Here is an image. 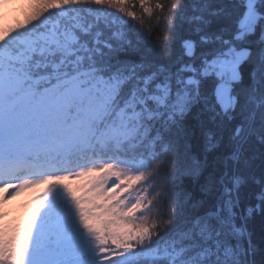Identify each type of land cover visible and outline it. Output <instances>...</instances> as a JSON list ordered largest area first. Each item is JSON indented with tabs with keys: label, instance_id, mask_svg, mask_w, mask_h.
Here are the masks:
<instances>
[{
	"label": "snow or ice",
	"instance_id": "obj_1",
	"mask_svg": "<svg viewBox=\"0 0 264 264\" xmlns=\"http://www.w3.org/2000/svg\"><path fill=\"white\" fill-rule=\"evenodd\" d=\"M166 7L160 43L132 0L0 27V264H264V0Z\"/></svg>",
	"mask_w": 264,
	"mask_h": 264
},
{
	"label": "trees",
	"instance_id": "obj_2",
	"mask_svg": "<svg viewBox=\"0 0 264 264\" xmlns=\"http://www.w3.org/2000/svg\"><path fill=\"white\" fill-rule=\"evenodd\" d=\"M162 3L167 6H170L172 0H148L149 6L155 7L156 3ZM132 3L136 5L135 14L137 19L135 21H130L137 28H142L145 30L152 29L151 32L148 33L153 43H160L163 40V37L166 35V26L164 23H160L159 27L157 25V16L165 17L167 13V7L164 10V13H159L158 11H154L151 16L142 12L139 8V0H132ZM27 0H23L22 5L17 7V10H14L13 13L16 15H20L22 10L26 7ZM168 22L170 23V18H168ZM21 200L19 198L15 199L12 202H5L3 206V210L7 213L6 219L20 222L28 219L30 214L23 213V210L20 208Z\"/></svg>",
	"mask_w": 264,
	"mask_h": 264
},
{
	"label": "rangeland",
	"instance_id": "obj_3",
	"mask_svg": "<svg viewBox=\"0 0 264 264\" xmlns=\"http://www.w3.org/2000/svg\"><path fill=\"white\" fill-rule=\"evenodd\" d=\"M23 0H0V27H7L15 23L20 15L13 13L14 10H17V7L22 5ZM33 193L24 192L20 196L15 198H9L6 202H12L15 199L19 198L21 200L20 208L23 210V213H28L31 215V207L33 204ZM27 220V219H26ZM24 221L15 222L9 219H6L8 224H19Z\"/></svg>",
	"mask_w": 264,
	"mask_h": 264
}]
</instances>
